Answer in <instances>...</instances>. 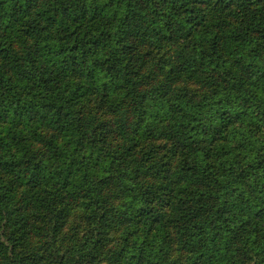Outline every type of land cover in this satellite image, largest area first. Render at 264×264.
Here are the masks:
<instances>
[{"label":"trees","instance_id":"1","mask_svg":"<svg viewBox=\"0 0 264 264\" xmlns=\"http://www.w3.org/2000/svg\"><path fill=\"white\" fill-rule=\"evenodd\" d=\"M0 264H264V0H0Z\"/></svg>","mask_w":264,"mask_h":264},{"label":"rangeland","instance_id":"2","mask_svg":"<svg viewBox=\"0 0 264 264\" xmlns=\"http://www.w3.org/2000/svg\"><path fill=\"white\" fill-rule=\"evenodd\" d=\"M208 11H212V7H210V8L208 9ZM165 54H166V55H164V59H169V57H171L172 54H173L172 49H169L168 51H166ZM161 57H162V56H156V55H155V56H154V59H155L154 64L159 63ZM154 68L157 70V72H158V76H159V75L161 76V79H162L163 77H165V74H163V73L161 74V71L158 70L156 66H154ZM157 144H158V143H157ZM158 145H161V144H158ZM80 218H81V213H80V212H76V213H74L73 216H72V218H71V222H70V225H69V226H70L71 228L76 227V226L79 224V222H80V221H79Z\"/></svg>","mask_w":264,"mask_h":264}]
</instances>
